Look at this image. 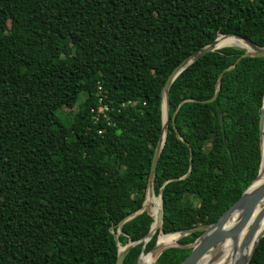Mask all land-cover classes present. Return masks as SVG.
I'll list each match as a JSON object with an SVG mask.
<instances>
[{"label": "trees", "instance_id": "trees-1", "mask_svg": "<svg viewBox=\"0 0 264 264\" xmlns=\"http://www.w3.org/2000/svg\"><path fill=\"white\" fill-rule=\"evenodd\" d=\"M220 33L264 46V0H0V264H115L116 240L135 242L122 264L150 251L146 210L114 233L145 199L167 75ZM243 52H207L169 87L153 187L162 232L190 231L181 244L258 173L264 56L235 62ZM99 98L107 120L93 119ZM257 250L249 264H264V236Z\"/></svg>", "mask_w": 264, "mask_h": 264}, {"label": "water", "instance_id": "water-1", "mask_svg": "<svg viewBox=\"0 0 264 264\" xmlns=\"http://www.w3.org/2000/svg\"><path fill=\"white\" fill-rule=\"evenodd\" d=\"M233 36L235 38H239L243 40L245 46H239L234 44H226L223 46H217V42L220 38H225ZM224 46H238L244 49V52L239 55L235 62L239 59L246 56H264V46H258L250 39L241 36L235 33H220L218 34L210 43L204 45L203 47L197 49L196 51L190 53L186 57H184L177 65L170 71L167 75L166 80L162 86V97H161V132L157 141V144L153 150L150 169L148 174L147 188L145 199L141 205V207L125 216L118 222L117 230L114 233V239H117V234L120 233L121 226L124 222L130 220L136 214L146 210L150 216H152L153 221L150 225V229L145 237H143V244H145L152 234L153 230H158V235L160 233L166 234L162 232V222H163V208H162V191L159 190V193L155 196L154 193V177L157 162L159 159L160 151L163 146L166 131L169 122V87L172 81L177 77V75L186 68L191 62L204 55L207 52L213 51L215 49L224 47ZM235 63L226 67L224 70L230 69L234 66ZM223 70V71H224ZM220 74H222V72ZM217 95V91L214 95L205 100L211 101L215 99ZM175 113V112H174ZM174 113L172 115V120L174 118ZM263 119H264V111L260 109L259 119H258V128H259V141H260V150H261V159L260 165L258 169V173L254 180L244 189L242 194L217 218L213 223L202 226V233L191 243L181 244L178 241L168 247L180 246V247H189L190 252L177 264H199L202 259L213 249H215L218 245H220L225 240L229 239L233 244H237L239 242V251L242 252L243 248L248 247V252L246 256H240L233 264H249L251 261L255 249L261 239L264 236V226L260 227V221L264 217V177L259 179L261 173V165H262V155L264 148V128H263ZM219 124L221 128V133L224 135V118L222 112H219ZM190 169V166H189ZM189 172V171H188ZM187 172V174H188ZM186 175V174H185ZM184 175V176H185ZM183 176V177H184ZM259 180L257 183L256 181ZM155 197L159 200V209L154 214L150 210L147 209L146 199L147 197ZM155 204V203H154ZM233 214H237L235 222L227 225V222L231 218ZM200 229V228H197ZM180 233V231H177ZM242 234V235H241ZM241 235V237H240ZM240 237V238H239ZM158 238V236H157ZM135 242H128L126 245H121L117 240V256L115 260V264H122L125 254L128 248L133 245ZM156 244V242H155ZM154 246L150 249L149 252H152L155 249ZM167 248V247H165ZM161 249L155 251L154 260L158 258L161 252L165 249ZM148 252V253H149ZM144 253L140 252L136 264H138V259ZM221 256V253L218 255ZM217 257H214L212 261H214ZM211 261V262H212Z\"/></svg>", "mask_w": 264, "mask_h": 264}, {"label": "bare ground", "instance_id": "bare-ground-1", "mask_svg": "<svg viewBox=\"0 0 264 264\" xmlns=\"http://www.w3.org/2000/svg\"><path fill=\"white\" fill-rule=\"evenodd\" d=\"M226 44L245 46L243 40H241L239 38H235L233 36L220 38L217 42V46H223ZM262 109L264 111V96L262 99ZM263 128H264V119H263ZM262 156L263 157H262L261 173H260L259 179L264 177V148H263V155ZM258 181L259 180H257L256 183ZM158 201L159 200L156 199L154 196L153 197H147V199H146V205H147L146 207H148L149 208L148 210H150L154 214L159 209V205L157 204ZM152 202L155 203L154 207L150 206V204ZM236 217H237V214H233L231 216V218L229 219V221L227 222V225L235 222ZM259 226L260 227L264 226V217L261 219ZM154 231H155V229L153 230V232ZM179 235H180V233H178V232L166 233V234L160 233L158 235L157 240H156L155 249L152 252L147 253L145 255L144 259H142L140 257L139 259H141L143 261L138 263V264H153L155 251L161 250L165 247H168V246L175 244L177 242L176 240L179 238ZM241 235H240V237H241ZM246 248L249 249V246L243 248L242 252L244 250H246ZM248 249L246 251V255H247ZM242 252L239 251V242L238 241H237V244H233L231 242V240L227 239L224 242H222L220 245H218L215 249H213V251L208 253L202 259V261L199 264H233L236 261V259H238L241 256ZM220 253H221V256L219 257L218 255ZM214 257H217V258L214 261H212V259Z\"/></svg>", "mask_w": 264, "mask_h": 264}, {"label": "rangeland", "instance_id": "rangeland-1", "mask_svg": "<svg viewBox=\"0 0 264 264\" xmlns=\"http://www.w3.org/2000/svg\"><path fill=\"white\" fill-rule=\"evenodd\" d=\"M84 98V94H80V97H79V100H82ZM63 111L68 115L70 112V109H63ZM66 124L68 123V121H66L65 122ZM161 165L162 166H166L167 165V162L166 161H163L162 163H161ZM155 193V192H154ZM159 193V192H158ZM157 193V194H158ZM157 194H155V196L157 195ZM157 204L159 205V201L157 202ZM150 206H155V204L152 202L151 204H150ZM147 209H149L148 207H147ZM195 228H200V229H202V227L201 226H197V227H195ZM155 232V231H154ZM189 232L190 231H180V235H179V238L176 240V241H179V239L180 238H182L183 236H185V235H188L189 234ZM124 245H126V244H124ZM123 245V246H124ZM258 246V245H257ZM247 249L248 248H246V250H244L243 252H242V256H244V255H246V251H247ZM261 249H262V247H259L258 248V250H257V247H256V249H255V251L257 250V251H261ZM149 251H147V252H143L144 254L142 255V256H140L142 259H144L145 258V255L148 253ZM254 254H255V252H254ZM254 254H253V256H254ZM139 257V258H140ZM157 259V258H156ZM156 259L153 261V264H155V262H156ZM143 260H141V259H138V263H140V262H142ZM136 262H137V260H136ZM136 264V263H135Z\"/></svg>", "mask_w": 264, "mask_h": 264}, {"label": "built area", "instance_id": "built-area-1", "mask_svg": "<svg viewBox=\"0 0 264 264\" xmlns=\"http://www.w3.org/2000/svg\"><path fill=\"white\" fill-rule=\"evenodd\" d=\"M99 106L94 110L93 119L96 121L99 117H104L107 120V113L106 111L109 109L108 106L102 103L101 98H99ZM129 103H131L129 101ZM123 105V103H122Z\"/></svg>", "mask_w": 264, "mask_h": 264}, {"label": "clouds", "instance_id": "clouds-1", "mask_svg": "<svg viewBox=\"0 0 264 264\" xmlns=\"http://www.w3.org/2000/svg\"><path fill=\"white\" fill-rule=\"evenodd\" d=\"M237 47H238V46H237ZM101 101H102V99H101ZM98 102H99V100H98ZM102 103H104V102H102ZM99 104H100V102L98 103L97 107L99 106ZM104 104H105V103H104ZM106 105H107V104H106ZM97 107H96V108H97ZM96 108H95V109H96ZM108 108H109V107H108ZM95 109H94V110H95ZM94 110H93L92 116H93V114H94ZM108 111H109V109L106 111V113H107ZM107 119H108V116H107Z\"/></svg>", "mask_w": 264, "mask_h": 264}]
</instances>
